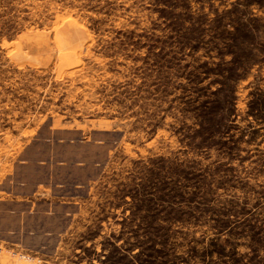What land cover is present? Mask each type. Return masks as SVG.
<instances>
[{
	"label": "rangeland",
	"instance_id": "rangeland-1",
	"mask_svg": "<svg viewBox=\"0 0 264 264\" xmlns=\"http://www.w3.org/2000/svg\"><path fill=\"white\" fill-rule=\"evenodd\" d=\"M0 264H264V0H0Z\"/></svg>",
	"mask_w": 264,
	"mask_h": 264
}]
</instances>
